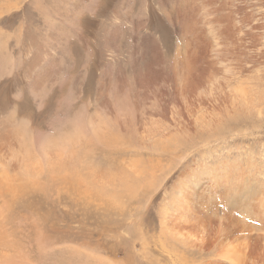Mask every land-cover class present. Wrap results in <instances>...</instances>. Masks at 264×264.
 <instances>
[{
  "label": "bare ground",
  "instance_id": "obj_1",
  "mask_svg": "<svg viewBox=\"0 0 264 264\" xmlns=\"http://www.w3.org/2000/svg\"><path fill=\"white\" fill-rule=\"evenodd\" d=\"M195 1L86 0L66 23L74 32L42 38L22 24L0 38V233L85 230L89 264H264V135H239L255 120L238 109L258 90L234 84L223 123L167 122L171 101L206 79ZM154 2L176 26L174 59L172 39L150 27ZM84 19V51L72 54ZM131 86L152 104L127 94L120 111L111 92Z\"/></svg>",
  "mask_w": 264,
  "mask_h": 264
},
{
  "label": "rangeland",
  "instance_id": "obj_2",
  "mask_svg": "<svg viewBox=\"0 0 264 264\" xmlns=\"http://www.w3.org/2000/svg\"><path fill=\"white\" fill-rule=\"evenodd\" d=\"M32 1L33 0H0V38H3L8 33L19 32L22 24L28 26L31 31L34 30L33 33L30 32L31 34H35V36L37 35L42 38H46L45 31L47 29L49 31L54 30L53 32H55L61 30L59 27L62 26L74 32L75 29L69 26L71 25L69 20L74 19L75 6L83 7L86 3V0H43L44 2H39L42 0H37L39 2L37 8L36 6H32ZM228 1H195L196 19L199 21L196 25L203 31L200 35L203 48L200 54H198V60H201L199 61L198 73L202 75L204 79L206 78L205 80H207V75L210 71L214 73L208 83H204L205 80L202 79V81L201 78L200 82L198 80L197 90H199L200 94L196 90L197 93H193L194 95H190L191 97L188 96L185 99L178 100V98L174 97L175 101H171V115H168L169 120H167V122L173 119L176 122H168L169 125L177 123V125H183L181 127H184V129H188L189 127L194 128L192 125L197 124V121L200 119L216 120V124L223 123L224 116L234 115V104L239 101L235 99L234 96H228L227 92L230 91V88L237 82L245 81L258 90V92L254 98L255 101L251 104L252 106H250L251 109L245 108L241 101H239L241 105H238V109H240L241 117L247 116L249 119H254L255 123L251 125V129L241 130L239 135H243V133L244 135L250 134L252 131L254 134L259 133L264 135V0ZM167 3L169 6H173V10L175 11V0H167ZM160 9L158 3H152L150 27L153 31L156 27H162V33L168 35L169 38L172 39L173 45L170 58L172 57L174 59L177 43L179 41L177 29L174 24L164 17ZM229 11H231V16L226 15ZM46 17L49 20H46ZM79 22L84 30L81 28V35L76 34V40L72 43L71 47H69L70 49L68 48L69 52L72 54H78L84 51V47L82 46L83 43L81 44L80 42L85 39L89 24H87V20H85L84 23H82V21ZM66 23H69V25H66ZM28 27L22 31L24 36L28 35ZM248 29L252 34H255L261 39V44L252 42L249 38L250 35L244 37L246 36L244 32H248ZM55 37L59 38L58 36ZM185 37H187V35H185ZM173 59H171V61H173ZM0 62V74H2L5 69H10L7 67L9 65L7 58L1 54ZM203 64L204 66H201ZM206 73L207 75H203ZM215 78L218 80L214 84ZM171 83L174 85L175 80L173 79ZM130 88L132 92L127 91L130 89L126 88L124 90L126 91V95L123 94L121 97L116 93L118 90H113L114 94L111 92V101H113L116 106L118 105L117 107L120 111L125 110V103L128 100L127 98H129L128 96L133 98L135 95L139 94L140 104H152V100L149 102L142 88L138 87L139 91L137 90V86H131ZM258 96H260V98ZM227 97L230 99H227ZM174 98L172 100H174ZM129 100L131 99L129 98ZM145 101L146 103H144ZM179 101H183L182 104H184V106L180 105L181 102L179 104ZM188 104L190 106L189 108ZM94 111L92 107L91 112L94 113ZM237 140H240V138ZM233 141L234 139H229L228 143ZM258 141H254L253 139L247 140V143L250 145L252 144L254 154L259 152L258 149L263 148L261 144H258ZM220 145L223 144L220 143ZM233 151L235 152V150ZM198 156L199 155L196 157L199 158ZM263 158H261V160H264ZM66 221H69V219H66ZM59 230L63 231L66 229L62 228ZM43 232L44 233L35 231H10L9 233H0V264H89L86 242L87 232L85 230H74L64 233L45 229Z\"/></svg>",
  "mask_w": 264,
  "mask_h": 264
}]
</instances>
